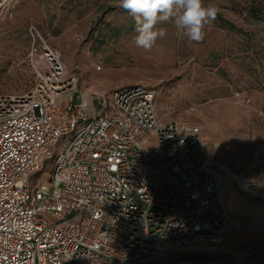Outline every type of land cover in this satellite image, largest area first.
I'll return each instance as SVG.
<instances>
[{
	"label": "built area",
	"instance_id": "obj_1",
	"mask_svg": "<svg viewBox=\"0 0 264 264\" xmlns=\"http://www.w3.org/2000/svg\"><path fill=\"white\" fill-rule=\"evenodd\" d=\"M19 1L0 0V20ZM28 33L35 83L0 94V264H264V233L218 252L234 263L202 257L230 226L222 172L264 199L254 178L203 158L199 126L162 120L153 90L84 93Z\"/></svg>",
	"mask_w": 264,
	"mask_h": 264
},
{
	"label": "rangeland",
	"instance_id": "obj_2",
	"mask_svg": "<svg viewBox=\"0 0 264 264\" xmlns=\"http://www.w3.org/2000/svg\"><path fill=\"white\" fill-rule=\"evenodd\" d=\"M203 2L219 9L203 41L181 39L167 22L158 25L165 37L145 51L132 43L135 22L120 0H20L13 14L0 20V94L33 87L35 78L23 61L29 27L36 25L61 52L67 76H79L84 93L110 100L113 90L129 85L153 90L162 120L199 126L203 158L254 178L264 193V0ZM222 176L230 226L217 251L227 252L238 240L263 235L264 199L242 191L226 170ZM251 223L259 232L236 230ZM202 257L235 262L218 253Z\"/></svg>",
	"mask_w": 264,
	"mask_h": 264
},
{
	"label": "clouds",
	"instance_id": "obj_3",
	"mask_svg": "<svg viewBox=\"0 0 264 264\" xmlns=\"http://www.w3.org/2000/svg\"><path fill=\"white\" fill-rule=\"evenodd\" d=\"M120 7L134 19L132 43L145 51H151L165 37L166 31L158 25L167 22L174 24L181 39L203 41L205 28L219 12L215 5H205L203 0H120Z\"/></svg>",
	"mask_w": 264,
	"mask_h": 264
},
{
	"label": "bare ground",
	"instance_id": "obj_4",
	"mask_svg": "<svg viewBox=\"0 0 264 264\" xmlns=\"http://www.w3.org/2000/svg\"><path fill=\"white\" fill-rule=\"evenodd\" d=\"M210 247H212V246H206L205 248V251H203L204 253L205 252H207L208 254H213V255H215V254H217L219 251H217V247H215V248H210Z\"/></svg>",
	"mask_w": 264,
	"mask_h": 264
},
{
	"label": "trees",
	"instance_id": "obj_5",
	"mask_svg": "<svg viewBox=\"0 0 264 264\" xmlns=\"http://www.w3.org/2000/svg\"><path fill=\"white\" fill-rule=\"evenodd\" d=\"M222 21H223L224 23H226V25H228V27H229L231 30H236V29H237L236 26H235L234 24H232L231 22L226 21V20H223V19H222Z\"/></svg>",
	"mask_w": 264,
	"mask_h": 264
},
{
	"label": "crops",
	"instance_id": "obj_6",
	"mask_svg": "<svg viewBox=\"0 0 264 264\" xmlns=\"http://www.w3.org/2000/svg\"><path fill=\"white\" fill-rule=\"evenodd\" d=\"M238 241H240V240H238ZM237 242V241H236Z\"/></svg>",
	"mask_w": 264,
	"mask_h": 264
}]
</instances>
